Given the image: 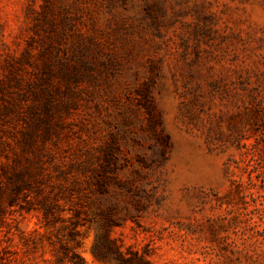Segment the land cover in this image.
Masks as SVG:
<instances>
[{"label":"rangeland","instance_id":"1","mask_svg":"<svg viewBox=\"0 0 264 264\" xmlns=\"http://www.w3.org/2000/svg\"><path fill=\"white\" fill-rule=\"evenodd\" d=\"M49 3L0 0V78L34 31L91 45L48 181L85 264H264V0ZM7 223V264H55L68 222Z\"/></svg>","mask_w":264,"mask_h":264},{"label":"trees","instance_id":"2","mask_svg":"<svg viewBox=\"0 0 264 264\" xmlns=\"http://www.w3.org/2000/svg\"><path fill=\"white\" fill-rule=\"evenodd\" d=\"M43 1L46 19L50 3ZM34 34L20 56L9 57L1 67L0 264L8 261L2 247L4 228L17 210L39 213L44 227L68 222V226H62L68 232L54 252V263L85 264L76 251L79 247L76 212L72 207L66 210L64 205L54 204L48 181L54 160V139L59 137L66 118L76 108L73 87L93 68L92 49L88 45L79 55L62 58L50 38H47L49 43L39 45V34L37 31ZM35 42L38 47L34 46ZM33 50H37L35 55ZM25 67L37 72L26 78ZM67 211L74 213L73 216L63 217ZM137 261L147 264L142 258Z\"/></svg>","mask_w":264,"mask_h":264}]
</instances>
